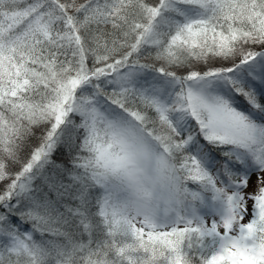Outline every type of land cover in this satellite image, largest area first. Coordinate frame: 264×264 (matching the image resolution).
<instances>
[{
	"label": "snow or ice",
	"instance_id": "snow-or-ice-1",
	"mask_svg": "<svg viewBox=\"0 0 264 264\" xmlns=\"http://www.w3.org/2000/svg\"><path fill=\"white\" fill-rule=\"evenodd\" d=\"M0 264H264V0H0Z\"/></svg>",
	"mask_w": 264,
	"mask_h": 264
}]
</instances>
